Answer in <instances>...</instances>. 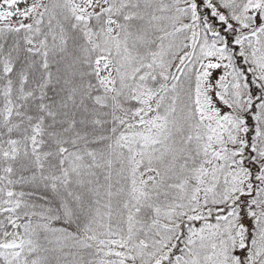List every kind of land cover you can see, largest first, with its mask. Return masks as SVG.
Here are the masks:
<instances>
[{"label": "snow or ice", "instance_id": "obj_1", "mask_svg": "<svg viewBox=\"0 0 264 264\" xmlns=\"http://www.w3.org/2000/svg\"><path fill=\"white\" fill-rule=\"evenodd\" d=\"M0 264H264V0H0Z\"/></svg>", "mask_w": 264, "mask_h": 264}]
</instances>
